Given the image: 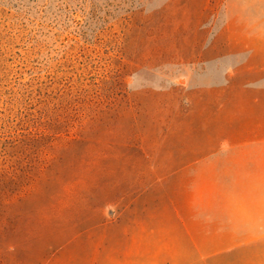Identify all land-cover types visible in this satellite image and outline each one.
Returning <instances> with one entry per match:
<instances>
[{"label":"rangeland","instance_id":"rangeland-1","mask_svg":"<svg viewBox=\"0 0 264 264\" xmlns=\"http://www.w3.org/2000/svg\"><path fill=\"white\" fill-rule=\"evenodd\" d=\"M263 23L264 0H0V264H264L190 163L264 124Z\"/></svg>","mask_w":264,"mask_h":264},{"label":"crops","instance_id":"crops-1","mask_svg":"<svg viewBox=\"0 0 264 264\" xmlns=\"http://www.w3.org/2000/svg\"><path fill=\"white\" fill-rule=\"evenodd\" d=\"M254 39L264 41V23L258 35L254 33ZM237 135L236 143L204 147L190 163L219 166V182L223 185L219 196L235 206L236 222L243 227H264V124L247 134L239 129ZM208 194L204 196L214 197Z\"/></svg>","mask_w":264,"mask_h":264}]
</instances>
